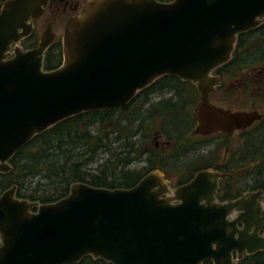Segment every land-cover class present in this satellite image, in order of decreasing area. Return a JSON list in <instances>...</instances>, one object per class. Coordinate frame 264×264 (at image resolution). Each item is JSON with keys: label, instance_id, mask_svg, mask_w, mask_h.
Here are the masks:
<instances>
[{"label": "water", "instance_id": "1", "mask_svg": "<svg viewBox=\"0 0 264 264\" xmlns=\"http://www.w3.org/2000/svg\"><path fill=\"white\" fill-rule=\"evenodd\" d=\"M46 4L8 0L0 11V174L36 135L81 113L117 111L163 76L196 86L198 134L264 118L209 101L220 84L212 73L238 36L264 23V0H89L66 21L62 62L49 71V28L37 47H20ZM224 178L204 170L172 190L152 171L129 189L74 183L50 204L17 198L12 186L0 194V264H236L264 251V192L218 203Z\"/></svg>", "mask_w": 264, "mask_h": 264}, {"label": "trees", "instance_id": "2", "mask_svg": "<svg viewBox=\"0 0 264 264\" xmlns=\"http://www.w3.org/2000/svg\"><path fill=\"white\" fill-rule=\"evenodd\" d=\"M259 33L262 35L260 36ZM263 34L264 24L239 35L232 53L233 59L215 71L228 70L237 57L246 52L247 56L252 55L255 48L254 41L258 38L264 39ZM26 41L35 43L36 39L32 36ZM60 43L53 45L46 53L45 71L60 66L62 62ZM188 85L179 82L178 79L163 76L138 92L118 111L100 110L81 113L36 135L9 160L11 171L0 174V194L16 186L17 198L39 204H50L66 197L70 186L74 183H85L95 188L129 189L151 171H163L178 166L184 153H181L176 145H181L184 138H167L176 145L172 154L162 159L153 146L147 147L150 138L131 137L139 133H148L145 129L149 128V122L154 120L160 121L162 129L167 131V134L171 133L167 129L168 125L172 126L170 129L176 134L189 130L197 97L193 98ZM165 88L178 92L179 99L181 98V102L186 103V106L180 107L179 103L170 104V101H165L163 107L157 108L155 114L154 110H149L150 108L144 111L143 105L149 95ZM246 93L251 94L248 90ZM175 111L179 115H160ZM246 136L243 138L244 143L240 151L232 152L230 161L225 164L219 163L220 153L229 143L230 138H221L216 150L211 151L207 157L200 158L205 160L197 163L186 161V166L193 167L190 175L196 170L211 167L226 172L242 167L245 170L243 175L245 185L252 190L264 189V132L257 135L256 131H248ZM221 181L222 185L226 184L225 180ZM245 190L246 188H239L235 196ZM77 264L110 263L87 256ZM238 264H264V251L245 256Z\"/></svg>", "mask_w": 264, "mask_h": 264}, {"label": "flooded vegetation", "instance_id": "3", "mask_svg": "<svg viewBox=\"0 0 264 264\" xmlns=\"http://www.w3.org/2000/svg\"><path fill=\"white\" fill-rule=\"evenodd\" d=\"M6 1L8 0H0V11ZM87 1L89 0H47V4L44 7L41 16L32 21V26H33L32 32L20 42V47L23 50H31L37 47L39 40L45 33L46 29L49 28L50 33L53 34V38H52L50 46L48 47V49L46 50L44 54V59H45L46 53L49 51V49L53 45L61 42L63 28H64L66 21L70 17L77 15L79 11L82 9L83 5L87 3ZM46 15L48 16L43 21V25H45V30L37 38L36 33H35L36 24L37 22L41 21L43 17ZM55 25L61 26V32L59 34L57 33V29L55 28ZM259 35L261 36L262 33H259ZM32 36H34V38L36 39L35 43L33 41H30V42L26 41ZM25 41L26 43L24 44ZM254 46H255L254 53L252 55L247 56L246 54L247 52H246L242 54L241 56H238L237 59L229 66L228 70H222L218 72L214 71L212 73V76L218 78L220 81V84L215 87V90L210 92L209 94V101L212 105L218 106L213 102L212 98L214 95H217L221 89H223L227 97L232 96L234 94H237L236 98H238L239 95H242L243 98L244 96H248L245 98H247L248 101L251 100L252 104L251 105L249 104L251 107L250 109L256 110L261 114L264 113V110H261L264 107V39L258 38L257 40H255ZM232 59H233V55H231L230 60ZM165 77H169V76H165ZM169 78L178 79L176 77H169ZM178 81L181 83L189 84L188 86L190 87L192 91L193 98L196 99L197 97V100H196V104H197V102L199 101L200 95L197 92L196 86L190 82H182L179 79ZM246 90L250 91L251 94L246 93ZM178 96H180L179 93L171 88H165L163 90H159L156 93L149 95L147 102L143 105V108H144L143 110L145 111L146 109L150 108L149 110H154V114H155L157 108H159L160 106L163 107V104L165 101H168V102L170 101L169 102L170 104L179 103L180 107L186 106V103L184 104V102H181V98L179 99ZM195 106L193 107V111H192L191 127L189 130L186 129L185 133L176 134L174 133L175 131H172L170 129L172 128V126L168 125L167 129L171 133L167 134V131H164L162 129L160 121L154 120V122L152 121L149 122V128L145 129V131H147L148 133H145V134L139 133L135 135L134 137H131V138H162L163 146L161 148H159L157 142H154V145H153V148H155V150L157 151L159 150L158 152L161 155L160 158L162 159L168 158L167 156L172 154L173 149H175L174 146L176 145V144L174 145V142L167 140V138H184L183 139L184 142L181 145H176V147H178L181 150V153H184L180 159L181 162L179 163V165L176 167H173L172 169L166 168L163 171H160V170H154V171H158L162 175L164 181L166 182L168 187L172 190L178 188L179 186L189 183L196 176V174L201 171L211 170V171L220 172L221 174L225 175V178L221 180H225L226 184L222 185L221 180H219L218 182V188L215 193V199H216V202L218 203H225V202H229L232 200H236L239 197H241L243 194L249 193V192H256V191L264 192V189L252 190L251 187L245 185V179L243 177L245 170L242 167L235 169V171L231 170V172L214 170V167L213 168L211 167V168H206L202 170H196L193 172L192 175H190V173L193 170V167L186 166V161L197 163V161L205 160V159H200V158H205L207 157V155L210 154L211 151L216 150V146L219 143L221 138H238L236 145L232 143H228L224 146L227 152L224 158L219 159V163L223 162V164H225L230 161V154L232 152L240 151L244 143L243 138L247 137L246 134L248 133V131H256L257 135L264 132V121H263L264 118H263L259 121L254 122L250 127L244 130H235L230 134L222 133V132L209 134V135L198 134L196 133L194 120H193V113H194ZM151 107H153V109ZM225 109H228V108H225ZM236 111H246V110H236ZM160 115L169 116V115H179V114L175 111L170 114L160 113ZM152 117H157V116H152ZM148 121L149 120H147V122ZM147 147L149 148V145H147ZM169 162L171 161L169 160ZM239 188H246V190L240 193L238 196H235L237 195ZM222 197L224 199H219ZM262 206H264V198L262 200ZM235 216L236 215L231 216L229 218H233ZM245 256H251V255H243L242 259L238 260L236 264H238L239 261L243 260ZM233 259H236L235 254L233 255ZM204 263H207V262H204ZM208 263L212 264L211 262H208Z\"/></svg>", "mask_w": 264, "mask_h": 264}, {"label": "rangeland", "instance_id": "4", "mask_svg": "<svg viewBox=\"0 0 264 264\" xmlns=\"http://www.w3.org/2000/svg\"><path fill=\"white\" fill-rule=\"evenodd\" d=\"M47 16L48 15L44 16L43 19L41 21L37 22V24H36L35 33H36L37 38L45 30V25H43V21L47 18ZM55 28L57 29V33L59 34L61 32V26L55 25ZM248 70H250V69H248ZM227 93H229V92H227ZM236 96H237V94H234L232 96L227 97L224 90L221 89L217 95L213 96L212 100L216 105L224 107V108H228V109L231 108L230 110H232V111H236V110L249 111V110H251L250 109L251 108L250 105L252 104L251 100L248 101V99L245 98L248 96H244V98L242 97V95H239L238 98H236ZM261 110H264V107ZM237 140H238V138H230L229 143L236 145ZM162 141H163L162 138H150L148 145H149V147H152L154 145V142H157L159 148H161L163 146ZM226 152H227V150L225 148H223L221 150V153H220L221 158L225 157ZM139 166H141V164Z\"/></svg>", "mask_w": 264, "mask_h": 264}]
</instances>
